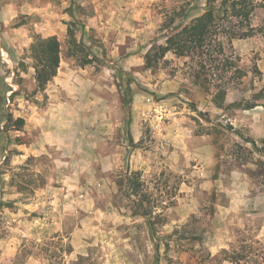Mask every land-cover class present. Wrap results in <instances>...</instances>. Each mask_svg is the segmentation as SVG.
<instances>
[{
	"label": "rangeland",
	"instance_id": "obj_1",
	"mask_svg": "<svg viewBox=\"0 0 264 264\" xmlns=\"http://www.w3.org/2000/svg\"><path fill=\"white\" fill-rule=\"evenodd\" d=\"M205 2L0 0V264H264V39L200 81L158 49Z\"/></svg>",
	"mask_w": 264,
	"mask_h": 264
},
{
	"label": "trees",
	"instance_id": "obj_2",
	"mask_svg": "<svg viewBox=\"0 0 264 264\" xmlns=\"http://www.w3.org/2000/svg\"><path fill=\"white\" fill-rule=\"evenodd\" d=\"M255 16L260 17L258 24L253 23ZM258 33L264 39V0H206L204 12L181 25L158 49L162 56L172 50L179 56L194 58L199 67L196 76L200 81L201 76L205 75L207 79L210 73L223 70L220 66L224 64L233 65L234 60L226 54L227 44L236 38ZM68 36L71 51L78 47L84 50L72 25L68 27ZM30 51L35 62L36 85L44 89L57 74L61 61L60 41L55 35L38 38L31 44ZM81 62L87 64L91 58H82ZM146 64L153 66L151 54L147 55ZM226 90L220 87L215 93L214 101L219 107L223 105ZM19 120L23 122L22 118ZM126 183L136 194L138 179L126 176Z\"/></svg>",
	"mask_w": 264,
	"mask_h": 264
}]
</instances>
